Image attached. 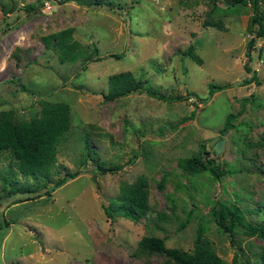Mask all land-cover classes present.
I'll use <instances>...</instances> for the list:
<instances>
[{"label": "rangeland", "instance_id": "rangeland-1", "mask_svg": "<svg viewBox=\"0 0 264 264\" xmlns=\"http://www.w3.org/2000/svg\"><path fill=\"white\" fill-rule=\"evenodd\" d=\"M60 1L0 0V111L13 109L27 120L41 101L66 103L71 127L52 172L55 178L80 172L49 196L2 199L0 264H173L151 253L144 238L192 253L199 226L226 264H243V257L257 264L264 239L242 228L226 232L211 213L219 202L238 206L254 222L263 214L258 206L264 211V36L249 58L258 27L251 3L112 0L119 5L92 8ZM28 4L35 9H24ZM259 9L264 13V0ZM68 28L69 42L94 56L84 71L81 59L59 60L56 39L44 41ZM121 72L162 93L193 97L170 102L133 92L103 99L109 78ZM253 72L258 82L240 85ZM211 83L228 87L211 95ZM86 139L103 165L124 167L103 173L86 162ZM193 156L213 160L222 175L190 162ZM9 161L0 153V170ZM136 181L145 182L147 210L137 219L107 217L104 207Z\"/></svg>", "mask_w": 264, "mask_h": 264}, {"label": "trees", "instance_id": "trees-1", "mask_svg": "<svg viewBox=\"0 0 264 264\" xmlns=\"http://www.w3.org/2000/svg\"><path fill=\"white\" fill-rule=\"evenodd\" d=\"M54 3H61L60 0H49ZM69 1V0H63ZM76 3L86 7H102L119 5L112 0H74ZM230 1V6L249 2L251 3L254 13L251 16L252 23L258 25L255 28V36L248 42L247 56L250 58V50L255 45L256 39L264 36V13L259 9L260 0H225ZM225 4V3H223ZM35 4H28L24 9L34 10ZM121 8V7H119ZM215 26L208 21L204 26ZM71 28L53 33L44 37L48 45L50 39H56L54 45L59 50V60L61 62H76L79 59L83 61L81 70L84 71L87 63L93 57L86 56L87 52L80 50L77 42H69ZM191 47V45H190ZM120 58L122 54H112ZM192 59L201 64L202 59L197 55H191ZM98 59V58H96ZM95 60V59H94ZM258 82V78L253 72L252 76L243 80L240 85ZM108 91L101 92L103 99L114 100L131 94L133 92L145 93L151 97L164 101L188 100L193 97L187 93L185 95H169L162 93L158 88L152 87L146 81L136 79L130 72H121L109 78ZM228 86L223 84H210L211 95ZM94 92V91H93ZM97 93V92H94ZM201 103V102H196ZM198 106V105H197ZM193 115V113L191 114ZM233 114L229 115L221 132L227 131L231 125ZM71 127L69 106L62 102L41 101L39 112L27 120L17 118L13 109L0 111V153H7L10 158L4 170H0V177L4 186L0 192V202L3 198L12 195H26L31 199L33 197L49 196L52 191L64 185L67 181L74 179L80 173L79 171H65L56 178L53 175L52 167L58 148L65 135ZM85 161H91L95 168L103 173L115 172L124 167L125 164H116L105 166L94 158V150L90 146V141L85 140ZM136 159L133 156L128 164ZM190 162H195L202 169H207L214 177L219 178L222 175L219 166L214 164L213 160L206 164L199 157L193 156ZM227 173V170H226ZM233 173V172H231ZM20 174L25 180L18 178ZM28 179H31L28 180ZM148 207L145 182L136 181L133 185L122 190L120 194L111 199L108 207H104L107 217L114 218L115 215L139 218ZM258 211L262 212L260 221H250L245 217V213L236 205L229 206L226 203L219 202L217 206L212 207L211 213L218 228L226 232L234 233L237 229L242 228L249 235H257L264 239V211L258 206ZM247 211L251 212L247 209ZM254 211V210H253ZM7 223V222H6ZM203 227L197 229L194 248L192 253L184 252L175 248L165 247L163 241L158 238H144V244L151 253H158L167 256L173 261V264H226L220 259L214 251L203 240ZM235 260L238 257L235 256ZM243 264H253L248 258H239ZM257 264H264V248L256 256Z\"/></svg>", "mask_w": 264, "mask_h": 264}, {"label": "water", "instance_id": "water-1", "mask_svg": "<svg viewBox=\"0 0 264 264\" xmlns=\"http://www.w3.org/2000/svg\"><path fill=\"white\" fill-rule=\"evenodd\" d=\"M222 143H223V140H219L215 145H214V151L215 152H219L222 148Z\"/></svg>", "mask_w": 264, "mask_h": 264}]
</instances>
